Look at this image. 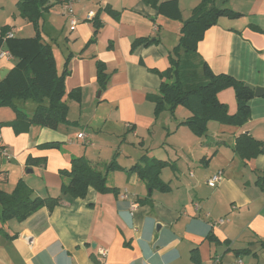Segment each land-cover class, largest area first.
Instances as JSON below:
<instances>
[{"label":"crops","instance_id":"0c3cea01","mask_svg":"<svg viewBox=\"0 0 264 264\" xmlns=\"http://www.w3.org/2000/svg\"><path fill=\"white\" fill-rule=\"evenodd\" d=\"M67 1L60 0L44 14L40 35L42 43L52 47L59 74L70 59L64 96L70 123L57 130L33 126L21 134L5 126L0 132L2 146L13 156L7 160L0 155V180L7 181L5 187L0 185L1 191L11 193L23 179L36 196L63 201L53 210L39 209L23 222L12 219L0 224V264H264V191L257 185L264 154L242 161L234 152L242 134L264 142V97L250 101L251 118L244 126L210 122L206 139L183 123L192 115L187 108L156 117L150 96L159 94L164 81L160 74L170 66L169 55L180 41L182 23L158 16L142 0H76L78 25L72 31ZM178 2L187 20L201 0ZM218 3L240 16L221 17L207 31L198 45L199 59L217 75L228 74L264 88V0ZM90 12L99 15L102 27L88 45L95 32ZM8 24L17 36L19 20L6 19L2 26ZM144 38L157 43L133 48L136 40ZM0 61V71L14 67L9 55ZM97 62L109 75L104 90L97 80ZM72 91L78 92L76 97L80 94V101L69 98ZM218 99L231 115L237 112L233 88L221 91ZM15 104L29 116L36 109V104L32 109L20 101ZM15 119L14 110L0 108V123ZM80 133L86 134L84 140L77 139ZM120 139L131 145L138 142L141 150L134 158L126 151L117 156L114 148ZM50 142L62 143L69 153L62 152V145L51 152L53 158L44 149L36 153L39 145ZM105 150H112L109 158L115 154L112 160L125 170L145 156L168 158L174 174L168 180L163 171L160 175L168 189L152 190L137 173L122 170L107 174L108 186L117 192L102 194L90 188L83 199L62 195V184L68 180L60 171L71 169V159L83 156L105 172L112 161L102 159ZM30 155L47 157V166L29 173ZM219 171L224 177L212 188L208 181ZM98 248L107 250L105 258ZM194 250L197 261L192 259Z\"/></svg>","mask_w":264,"mask_h":264},{"label":"trees","instance_id":"16d2710c","mask_svg":"<svg viewBox=\"0 0 264 264\" xmlns=\"http://www.w3.org/2000/svg\"><path fill=\"white\" fill-rule=\"evenodd\" d=\"M59 1L18 0L20 16L35 26L37 34L34 38H8V34L11 33L9 26L3 27L0 32V53L7 51L14 60L18 61L6 77L0 79V108L11 107L16 114L14 121L0 123V132L5 126L12 127L16 134H21L33 126L57 130L60 125L70 123L69 107L64 101L65 80L70 74V59L66 61L62 73L59 74L52 47L42 43L39 30L43 15ZM142 2L155 9L158 16L182 23L180 41L169 55L170 66L160 74L164 81L160 85L159 94L150 96L155 103L156 117L165 111L174 115L178 107L187 108L192 115L183 123L199 137L207 134L210 122L233 127L244 126L251 118L250 101L255 97L254 92L246 87V83L228 74H215L207 62L199 59L198 52L199 43L221 17L237 18L240 14L228 8L218 7L217 0H201L192 11L190 18L183 20L178 0H142ZM92 22L95 32L88 45L96 41L98 31L102 27L99 15H95ZM154 43L157 41L153 39H139L133 43V48ZM4 47L6 50H3ZM108 79L109 75L104 64L97 62V80L102 90L107 87ZM227 88H233L235 92L237 112L234 115H231L228 106L218 99V94ZM76 95L78 92L72 91L69 98L80 101V94L78 97ZM26 99H31L36 104L31 116L15 104L16 101ZM61 145L60 142H50L41 144L38 148L59 149ZM262 148L264 142L245 133L236 139L234 152L242 161H250L261 154ZM47 164V157L30 155L26 161V169L45 168ZM168 165L166 161L145 156L131 169L125 170L114 159L106 165L103 172L87 158L73 157L71 169L60 171L62 178L68 180V183L63 182L61 193L73 199H83L90 188L102 194L117 192L115 188L108 186L107 174L122 170L137 173L152 190L157 188L166 191L168 185L161 181L160 175ZM257 185L264 191V171L258 178ZM62 201V197L36 196L26 182L20 179L11 193L0 190V224L12 219L23 222L39 209L47 207L53 210ZM209 239L218 243L213 236ZM192 259L198 260L196 250L192 252Z\"/></svg>","mask_w":264,"mask_h":264},{"label":"rangeland","instance_id":"374dc122","mask_svg":"<svg viewBox=\"0 0 264 264\" xmlns=\"http://www.w3.org/2000/svg\"><path fill=\"white\" fill-rule=\"evenodd\" d=\"M17 4H18V2L14 3L13 0H0V10H1V13H0V32H1L2 28L6 27V26H9L10 29L13 28V25H11V24L2 26L4 23H6V19L11 20L12 22H14L16 20H19V24L22 27V31L19 30L20 26H18V25L15 26L16 29H17L16 31L18 32V34H17V36H15V38L16 39H30V38H34L36 36V34H37L35 26H34L33 23L23 19L20 16L19 8H18ZM217 6L218 7H227V6H224V5L220 4V3H218ZM43 20H44V15L41 18L40 23H39L40 24L39 30H40L41 33H42V28L41 27H42ZM61 49H63V48H61ZM3 50H6V48L4 47ZM0 62H2V61H0ZM17 62H18L17 60H14V62L12 64L15 66L17 64ZM16 102H19V101H16ZM20 103L23 104V105H26V107L28 109H32L33 106H35V103L31 99L20 100ZM2 108H5V107H2ZM6 108L12 109L11 107H6ZM211 123L212 124H218L216 122H211ZM88 131H90V129H88ZM207 133H208V129H207ZM202 137H204L206 139L205 135L202 136ZM100 138L101 139H105V140H109L108 137L105 136V135L100 136ZM121 140L122 139H120L118 146L116 148H114L115 149L114 151H116L117 156L119 155V152H121V151L125 152L126 151L127 154H129L130 156H132L134 158L135 157V153H137V152H139L141 150V147H140L138 142H135V145H131L130 143H127V142L123 143ZM61 148H62V152L65 151V149H66V151H68L67 153H69L68 148H66V146H65V149H64V145L63 144H62ZM145 149H146V147H145ZM40 150H42V149L38 148L36 153H39ZM44 150L50 151V153H49L50 158H53L54 155L51 152H54V149H44ZM110 153H112V150L111 151L105 150L102 153V157H104L102 159L104 161H108V163L115 156V154H113L112 158H109L110 155H111ZM137 159H139V158H137ZM157 159H161L163 161H167L168 158H157ZM121 163H125L124 162V158L121 159ZM13 165L16 166L15 163H13ZM191 169H193L192 171L197 172V171H195L196 170L195 168H191ZM185 170H188V169L186 168ZM162 171H163V178L166 179V180L171 178L173 176V174H174L173 170L171 169V167L169 165L166 166ZM30 177H32V175H30ZM0 185H2V186L4 185V187H5L7 185V181H5L4 179L1 178Z\"/></svg>","mask_w":264,"mask_h":264},{"label":"built area","instance_id":"2783aa9c","mask_svg":"<svg viewBox=\"0 0 264 264\" xmlns=\"http://www.w3.org/2000/svg\"><path fill=\"white\" fill-rule=\"evenodd\" d=\"M76 0H68L67 3L65 4V10H66V16L69 18L70 20V24H71V30H75V28L77 27L78 25V20L76 19L75 17V14H74V3H75ZM92 18H94V13L93 12H90L88 14V19L91 20ZM8 38H12L13 35L12 33H9ZM10 56L11 55L9 54V52H5V51H2L0 53V58H3L4 56ZM86 138V134L85 133H80L78 136H77V139L78 140H84ZM0 155L4 158H6L7 160H11L12 159V154L10 152V150L7 148V147H4L2 146L1 144V141H0ZM224 177V172L223 171H219L217 172L209 181H208V185L212 188H215L219 183L220 181L223 179ZM134 208L136 207L135 205L133 206ZM98 254L100 256H102L103 258H105L107 256V250L105 248H98Z\"/></svg>","mask_w":264,"mask_h":264},{"label":"water","instance_id":"95a60500","mask_svg":"<svg viewBox=\"0 0 264 264\" xmlns=\"http://www.w3.org/2000/svg\"><path fill=\"white\" fill-rule=\"evenodd\" d=\"M8 72L7 69L0 71V79H4ZM246 87L254 92L255 97H264V88H254L248 84ZM261 152L264 154V148H262ZM32 171L31 169L28 170L29 173H32Z\"/></svg>","mask_w":264,"mask_h":264}]
</instances>
